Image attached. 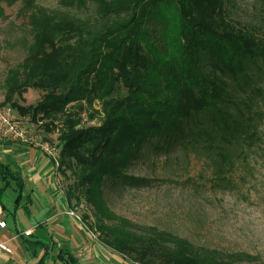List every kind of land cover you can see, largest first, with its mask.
I'll return each instance as SVG.
<instances>
[{
  "label": "trees",
  "instance_id": "trees-1",
  "mask_svg": "<svg viewBox=\"0 0 264 264\" xmlns=\"http://www.w3.org/2000/svg\"><path fill=\"white\" fill-rule=\"evenodd\" d=\"M18 1L30 42L7 73L0 106L45 121V133L58 128L56 140L48 137L61 149L67 199L72 208L91 207L100 241L139 264H264L156 227L136 232L106 198L108 190L139 183L129 172L146 146L206 157L215 179L229 183L238 161L262 140L254 95L262 93L264 0H257L259 27L234 20L232 0H58L86 17L37 0L0 4ZM29 89L43 92L36 104L21 102ZM85 110L91 118L102 112L101 122L82 126ZM0 181V195L24 188L2 160ZM53 263L80 264L62 250Z\"/></svg>",
  "mask_w": 264,
  "mask_h": 264
},
{
  "label": "rangeland",
  "instance_id": "rangeland-1",
  "mask_svg": "<svg viewBox=\"0 0 264 264\" xmlns=\"http://www.w3.org/2000/svg\"><path fill=\"white\" fill-rule=\"evenodd\" d=\"M37 3L51 10H70L79 17L89 15L86 10L71 11L58 0H37ZM21 6V1L13 5L0 4L3 9L0 13V104L5 97L7 73L22 63L30 42L27 20L19 14ZM228 10L239 23L262 26L257 0H232ZM261 77L262 93L254 95V110L260 114L256 119L262 140L247 152L246 160L238 161L228 175L229 183L215 179L213 166L206 157L187 159L180 153L174 154L173 149L160 152L146 146L143 158L135 161L129 172L140 179L139 183H126L119 189L107 191L106 198L113 213L131 222L136 232L156 227L187 237L197 245L250 254L264 262V73ZM42 95L41 90L29 89L21 102L36 104ZM94 108L100 110V105L96 103ZM90 113L91 110H85L80 114L82 126L101 122L102 112L94 118ZM44 122L37 124L41 126ZM46 134L56 140L60 132L55 128ZM67 184L63 181L64 188ZM12 195L15 196L13 191ZM3 199L13 208V197L3 195ZM78 211L82 216L90 214L87 224L94 229L90 225L96 224L91 207L83 206ZM128 259L135 260L133 256Z\"/></svg>",
  "mask_w": 264,
  "mask_h": 264
},
{
  "label": "crops",
  "instance_id": "crops-1",
  "mask_svg": "<svg viewBox=\"0 0 264 264\" xmlns=\"http://www.w3.org/2000/svg\"><path fill=\"white\" fill-rule=\"evenodd\" d=\"M0 160L12 167L24 187L19 190L13 185L0 195V221L6 222V228H0V242L7 241L11 249L10 254L0 253L2 264H54L60 250L72 254L80 264H135L91 237L68 214L72 206L62 174L39 148L0 140ZM3 195L13 197V208ZM25 231L32 233L24 236Z\"/></svg>",
  "mask_w": 264,
  "mask_h": 264
},
{
  "label": "built area",
  "instance_id": "built-area-1",
  "mask_svg": "<svg viewBox=\"0 0 264 264\" xmlns=\"http://www.w3.org/2000/svg\"><path fill=\"white\" fill-rule=\"evenodd\" d=\"M0 140L37 147L51 161L56 170L61 168L60 147L52 142L48 135L29 116L17 114L9 106L0 107ZM80 207H83V205L78 208ZM78 208L70 209L68 214L80 222L91 237L100 241L96 229H91L87 224L88 222L83 219V216L78 211ZM0 228H6V222L0 221ZM31 233V231H25L23 235H30ZM0 253H11L7 241L0 242ZM0 264L2 263L0 262Z\"/></svg>",
  "mask_w": 264,
  "mask_h": 264
}]
</instances>
